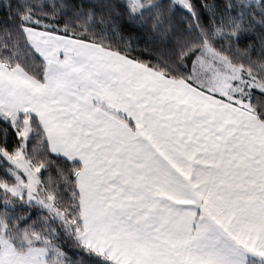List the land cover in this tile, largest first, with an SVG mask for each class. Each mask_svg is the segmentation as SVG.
I'll use <instances>...</instances> for the list:
<instances>
[{
	"label": "snow or ice",
	"instance_id": "1",
	"mask_svg": "<svg viewBox=\"0 0 264 264\" xmlns=\"http://www.w3.org/2000/svg\"><path fill=\"white\" fill-rule=\"evenodd\" d=\"M0 264H264V0H0Z\"/></svg>",
	"mask_w": 264,
	"mask_h": 264
}]
</instances>
